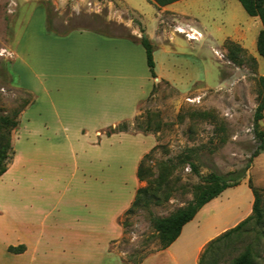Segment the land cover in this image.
I'll return each instance as SVG.
<instances>
[{"label": "rangeland", "instance_id": "obj_1", "mask_svg": "<svg viewBox=\"0 0 264 264\" xmlns=\"http://www.w3.org/2000/svg\"><path fill=\"white\" fill-rule=\"evenodd\" d=\"M128 1L131 8L123 0H0V118L19 122L0 177V264L26 263L8 252L19 246L37 264H198L210 242L252 216L249 181L264 192V151L251 161L264 97L260 19L237 0L180 2L177 8L200 16L202 46L188 39L194 32H178L183 18L167 17L178 46L158 43L154 60L156 74L171 82L149 81L135 42L144 37L136 11L151 25L154 7ZM124 122L128 133L106 137ZM148 123L154 131L144 133ZM146 155L149 180L160 163L178 164L174 191L169 201L126 217L148 185L137 179ZM180 160L193 161L199 176ZM244 171L240 186L205 206L172 251L183 260L199 244L195 259L179 262L159 251L152 216L186 206L214 172ZM247 229L240 252L250 247L264 264V224Z\"/></svg>", "mask_w": 264, "mask_h": 264}, {"label": "trees", "instance_id": "obj_2", "mask_svg": "<svg viewBox=\"0 0 264 264\" xmlns=\"http://www.w3.org/2000/svg\"><path fill=\"white\" fill-rule=\"evenodd\" d=\"M158 8L166 7L173 3L183 0H150ZM247 15L251 18H259L262 24V31L257 40V51L259 56L264 58V0H237ZM146 51L147 65L150 70L151 77L157 78L154 60V47L150 40L146 37L139 41ZM261 87L264 89V76L259 79ZM264 119V97L259 104L255 114V134L259 141V147L253 155L251 161L258 157L264 151V130L260 128V122ZM19 122L7 116L0 118V177L7 172V166L14 154L10 134L17 129ZM128 123L124 122L117 127L108 128L105 132L107 138L121 133H128ZM159 130V126L155 128ZM154 131L152 125L148 123L144 129V133ZM150 158L146 155L141 161L137 170V179L139 182H147L148 185L144 188H139L136 192L135 199L126 212L125 216L130 217L140 210H150L152 205H160L163 201H169L173 189L169 188L171 178L178 168V164H173L172 161L159 164V174L154 180H149L154 177L152 170L146 167L145 162ZM180 160V164H188L192 174L199 176L197 165L193 161ZM246 171L234 172L229 175H221L212 173L207 179L206 187H197L194 191V198L186 206L178 209L176 212L168 217L158 218L152 216V225L154 231L157 233L160 248L159 251L169 249L181 236L182 231L186 225L194 221L196 216L212 201L219 198L226 190L240 186L244 179ZM249 188L254 196L253 214L247 220L239 224L236 228L226 232L214 241L210 242L203 254L201 255L198 264H256L253 250L247 247L243 252H240L239 244L243 238L249 233L247 226L254 224L259 227L264 224V209H263V195L264 192L256 188L251 181H249ZM127 221L120 222V225L125 227ZM24 246L9 247L8 252L14 255L23 254ZM145 259V258H144ZM144 259H141L136 264H140Z\"/></svg>", "mask_w": 264, "mask_h": 264}, {"label": "crops", "instance_id": "obj_3", "mask_svg": "<svg viewBox=\"0 0 264 264\" xmlns=\"http://www.w3.org/2000/svg\"><path fill=\"white\" fill-rule=\"evenodd\" d=\"M123 1L130 7V5L128 3L129 2L128 0H123ZM147 1L149 2V4L152 7H154V15H153V18H152L151 25H148L146 23V16H147V14L145 12H143V11H139V12L136 11V12L140 16L139 19H140V22H141V25H142V29L144 30L143 36L146 37V38H148L150 40V42L152 43V45H153L154 48H155V46H157L158 43H159L160 48H163V49L168 48L170 50H175V47L178 46L177 34L171 35L170 34L171 32L168 31V28H166V26H164V24L166 25V21L165 20H166L167 17H169V18H173V17L174 18H179V17L180 18H183L184 23H182V25H181L182 27H180L178 29V32H179V30H183L184 33L183 32H180V33H183V34H185L187 32L188 33L194 32V34H191V36H194L193 39L196 40V41H193L191 43H196L195 46L198 47V48H200L202 46V37H201V39L199 38L197 40V35L198 34H200L202 36V27H201V23H200V20H199L200 19V16L197 15V14H195L191 10H185L184 9L182 11L181 9L177 8V5L180 2L191 1V0L179 1V2H176V3H173V4L168 5L166 7H161V8L156 7L154 5V3H152L150 0H147ZM262 29H263V27L260 28L259 32ZM161 30H163L162 33L160 32ZM188 42H190V41H188ZM118 44H119V42H118ZM127 44H128L127 42H124L123 43V46L125 47V45L127 46ZM144 51H145V49H144ZM257 53H258V51H257ZM145 55H146V51H145ZM254 57L256 58V56H254ZM258 62L260 63V72L263 73L264 72V63H262L259 60V58H258ZM150 77H151V74H150ZM157 79H164V80H168V81L171 82V79H169L167 77H161V76H158V75H157V78L155 80H157ZM149 81H154V79L151 77L149 79ZM115 136H117V135H114L112 137H115ZM199 214L196 216V218L194 219V221L198 218ZM194 221H192L191 223H193ZM191 223H189L188 225H186L184 227L180 238L169 249L165 250V251H168L170 253V255H172L174 257L175 261H179V262L181 261L182 262L183 260L186 261L189 258L190 259H193V258L195 259L196 256L198 255L199 244L197 245V247H196L195 252L193 253V255L191 257H185V259H183V260H180L179 259V256L175 252H172L174 249L177 248V246L183 240L184 235L186 233V229H188V227H189V225ZM165 251H161V252H165ZM28 254H29V251L27 253L15 255V256L18 259H22V260L23 259L24 260L26 259V263H24V264H37V262H38L37 257H33V258L29 259Z\"/></svg>", "mask_w": 264, "mask_h": 264}, {"label": "built area", "instance_id": "obj_4", "mask_svg": "<svg viewBox=\"0 0 264 264\" xmlns=\"http://www.w3.org/2000/svg\"><path fill=\"white\" fill-rule=\"evenodd\" d=\"M200 37H202L200 34L197 35V39H199ZM188 39L191 40V35H188Z\"/></svg>", "mask_w": 264, "mask_h": 264}, {"label": "bare ground", "instance_id": "obj_5", "mask_svg": "<svg viewBox=\"0 0 264 264\" xmlns=\"http://www.w3.org/2000/svg\"><path fill=\"white\" fill-rule=\"evenodd\" d=\"M181 32H184L183 30H181ZM194 38V36H191V39H193Z\"/></svg>", "mask_w": 264, "mask_h": 264}]
</instances>
